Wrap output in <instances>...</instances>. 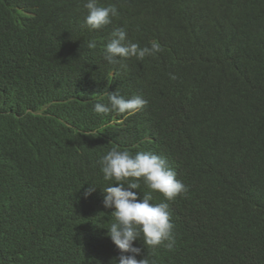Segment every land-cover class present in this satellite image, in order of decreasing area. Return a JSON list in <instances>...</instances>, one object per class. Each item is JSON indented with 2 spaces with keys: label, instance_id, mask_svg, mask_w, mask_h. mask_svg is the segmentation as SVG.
I'll return each instance as SVG.
<instances>
[{
  "label": "trees",
  "instance_id": "16d2710c",
  "mask_svg": "<svg viewBox=\"0 0 264 264\" xmlns=\"http://www.w3.org/2000/svg\"><path fill=\"white\" fill-rule=\"evenodd\" d=\"M262 1L151 0L142 7L128 0L137 44L149 46L152 29L163 51L134 60L142 78L133 92L149 103L137 115L143 119L117 125H107L112 114L93 110L85 100L92 90L76 75L124 74L103 52L115 29L131 32L129 20L113 19L99 34L74 21L76 10L57 27L48 0L13 1L27 2L33 17L0 6V264H116L117 247L99 245L109 214L94 192L84 197L91 184L103 186L88 158L113 147L176 150L189 189L171 211L173 249L145 247L137 259L264 264ZM169 2L197 3L195 22L174 21ZM93 39L94 50L86 46ZM173 85L182 86L167 91Z\"/></svg>",
  "mask_w": 264,
  "mask_h": 264
},
{
  "label": "clouds",
  "instance_id": "9594fccd",
  "mask_svg": "<svg viewBox=\"0 0 264 264\" xmlns=\"http://www.w3.org/2000/svg\"><path fill=\"white\" fill-rule=\"evenodd\" d=\"M13 1L0 0V6L14 8L21 15L35 16L32 6H27V2L13 4ZM48 1L53 9L49 11V19L57 27L66 23L73 10H76L79 16L74 21L81 22L84 27L99 34L101 29L112 23L113 19L125 17L129 20L131 32L124 28L115 29L105 37L107 43L103 52L104 60L109 65L125 66L124 74L117 77L116 73L119 70L111 68L101 69L100 72L92 75L81 72L76 77L92 90L91 99L87 96L85 100L93 105V110L97 114H112V119L107 125L143 119L137 115L146 108L149 101L143 95L133 92V88L142 78L141 70L134 60L142 61L146 56H155L163 51L162 45L154 41L152 29L145 35L149 46L143 41L145 45L140 47L137 44L138 40L132 36L133 18L123 8L128 0ZM131 1L142 7L151 4V0ZM254 1L258 4L263 2ZM169 5L174 21L183 25H191L195 22L196 14L199 12L197 3L169 2ZM204 13L207 16L205 8ZM249 16L254 21L250 14ZM257 24L253 23V25ZM86 46L94 50L97 44L93 39L88 41ZM195 65L205 70L218 67L217 62L211 65L207 62H197ZM169 75L170 79L177 78L174 74ZM178 86L182 85L169 86L167 91ZM167 105L168 100L165 98L163 106L167 107ZM87 162L98 165L103 186L96 189L95 185L91 184L84 191V197L87 198L94 192L97 198L93 201L101 202L109 214L106 226L99 233V245L108 244L117 247L121 255L118 261L115 260L116 264H155L148 255L141 259L136 257L143 253L145 247L154 249L163 245L169 250L173 249L177 226L171 211L174 203L187 200L188 196V186L180 174L182 160L176 150L166 154L154 150L129 152L117 147L110 150L101 148L98 155L89 157Z\"/></svg>",
  "mask_w": 264,
  "mask_h": 264
}]
</instances>
